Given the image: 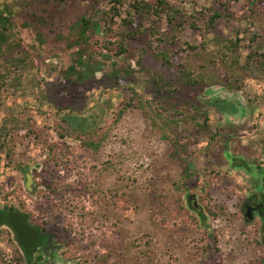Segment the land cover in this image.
I'll return each mask as SVG.
<instances>
[{
  "label": "rangeland",
  "instance_id": "rangeland-1",
  "mask_svg": "<svg viewBox=\"0 0 264 264\" xmlns=\"http://www.w3.org/2000/svg\"><path fill=\"white\" fill-rule=\"evenodd\" d=\"M168 1L187 13L227 4L213 31L241 39L234 73L220 65L218 82L183 88L177 69L202 62L185 42L202 38L185 29L161 43L154 38L171 29L149 17L158 32L128 40L119 56L101 46L112 36L80 44L100 70L76 85L64 75L75 63L68 26L87 1L45 26L43 44L20 29L30 61L24 93L0 100V208L15 206L50 236L41 264H264L261 223L241 211L252 177L226 158L264 166V63L245 59L253 33L264 41V0ZM22 253L0 224V257L26 264Z\"/></svg>",
  "mask_w": 264,
  "mask_h": 264
},
{
  "label": "trees",
  "instance_id": "trees-1",
  "mask_svg": "<svg viewBox=\"0 0 264 264\" xmlns=\"http://www.w3.org/2000/svg\"><path fill=\"white\" fill-rule=\"evenodd\" d=\"M82 1H87L86 9L77 13L68 26L73 27L75 34L73 41L75 49L72 51L75 63L64 71V75L76 85L93 81L96 72L100 70L97 60L84 57L80 51V44L86 43L91 35L112 36L113 39H104L101 46L108 54L119 56L126 52L128 40L145 37L146 33L151 36L158 32L153 28L148 30L144 24L149 17H153L155 23H158L156 19H165L171 29L170 35L162 33V37L154 38L161 43L169 40V37H177V34L185 29H191L202 38L200 44L185 42L188 49L194 50L202 62L197 68L189 65L177 69L179 74L177 81L183 88L190 90L218 82L216 67L220 65L231 67L230 73H234L241 39L237 36L221 39L213 31L218 20L226 17L225 11L228 6L224 2H220V8L207 5L187 13L168 0H106L105 6H99L102 0H0V100L3 97L14 96L15 93L23 94L26 88L24 73L30 61V54L22 49L20 29L31 28L34 37L43 44L46 38L43 33L44 27L56 25L65 18L66 8ZM211 33L213 36L210 37ZM256 38L255 33L250 37V41L256 45H249L251 49L245 56L247 63L253 58L264 63V41L257 42ZM145 43L150 44V40L146 39ZM211 44L215 46L211 47ZM162 52L163 59L168 63L167 51L164 49ZM211 66L213 68H209ZM167 83L172 86L171 82ZM171 93L169 91L168 94ZM72 119L68 116L62 120L74 129L84 131L83 124L75 125ZM1 138L3 136L0 133ZM2 145L4 144L0 140V149ZM12 208L15 206L9 205L0 209L7 211ZM41 257L36 256L31 261L23 253L20 254L21 262L26 264H39ZM0 264L8 263L0 257Z\"/></svg>",
  "mask_w": 264,
  "mask_h": 264
},
{
  "label": "flooded vegetation",
  "instance_id": "flooded-vegetation-1",
  "mask_svg": "<svg viewBox=\"0 0 264 264\" xmlns=\"http://www.w3.org/2000/svg\"><path fill=\"white\" fill-rule=\"evenodd\" d=\"M226 158L231 166H236L237 168L244 170L245 172H247V174H249L252 177L253 189L249 191L244 197L241 211L246 220L251 221L254 220L255 218L259 220L262 226V233L264 236V166L254 165L251 162L246 161L239 155L226 154ZM186 198H187V203L190 205V207L193 210L200 213L201 211L200 206L195 200L196 196L192 194L190 196H187ZM0 212H5V211L3 209H0ZM40 232L41 234H43L41 230ZM43 235L45 236L43 238V244L37 249L38 254L36 255V256H42L39 264H41L43 261H47L48 257L50 256V255L47 256L49 254L48 253L49 251L47 250L43 251L42 249L43 246L45 247L50 243V241L48 242L50 236L46 234ZM263 242H264V237H263ZM46 253L48 254L46 255Z\"/></svg>",
  "mask_w": 264,
  "mask_h": 264
},
{
  "label": "water",
  "instance_id": "water-1",
  "mask_svg": "<svg viewBox=\"0 0 264 264\" xmlns=\"http://www.w3.org/2000/svg\"><path fill=\"white\" fill-rule=\"evenodd\" d=\"M0 224L12 231L23 254L29 260L32 259L37 248L42 246L45 236L37 226L29 223L28 214L15 208L0 212Z\"/></svg>",
  "mask_w": 264,
  "mask_h": 264
}]
</instances>
